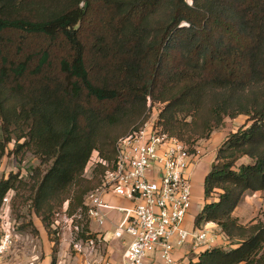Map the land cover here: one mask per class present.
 I'll return each instance as SVG.
<instances>
[{"label":"trees","instance_id":"16d2710c","mask_svg":"<svg viewBox=\"0 0 264 264\" xmlns=\"http://www.w3.org/2000/svg\"><path fill=\"white\" fill-rule=\"evenodd\" d=\"M148 97L166 103L160 120L180 140L191 126L180 114L203 112L201 138L221 114L248 116L218 149L194 218L237 247L190 264H264V224L232 215L247 191H264V0H0V159L14 140L50 163L32 188L46 227L94 152L113 162L122 135L110 140L108 129L138 123ZM243 157L251 162L238 164ZM17 181L1 178L0 207ZM95 187L75 194L70 213H85Z\"/></svg>","mask_w":264,"mask_h":264},{"label":"built area","instance_id":"2783aa9c","mask_svg":"<svg viewBox=\"0 0 264 264\" xmlns=\"http://www.w3.org/2000/svg\"><path fill=\"white\" fill-rule=\"evenodd\" d=\"M156 119L157 114L140 121L120 137L110 165L98 160L106 169L84 197L87 219L100 228L110 212L122 214L113 235L128 237L126 249L118 262L106 264H190L201 252L230 244L216 223L194 226L192 170L198 151L167 134ZM106 196L125 198L131 205L115 206ZM8 242L10 236L1 240L0 264ZM94 244L90 239L89 246Z\"/></svg>","mask_w":264,"mask_h":264},{"label":"rangeland","instance_id":"374dc122","mask_svg":"<svg viewBox=\"0 0 264 264\" xmlns=\"http://www.w3.org/2000/svg\"><path fill=\"white\" fill-rule=\"evenodd\" d=\"M186 1L191 4V0ZM207 100L209 99H205V103L202 104L201 107L206 113L208 110L207 107L211 106V102ZM165 105L166 103L159 101L152 102V99L148 97L145 109L138 119V123L151 116L155 117L157 114L156 122H158L162 128H164L165 132L169 134L160 120V112L161 110L163 111ZM199 112L195 114L191 113L189 116L180 114L177 118L184 122V124L187 123L191 125L188 128L189 130L181 132L183 136L182 141H184L190 149L195 147L197 151L199 148L200 152L203 150L210 154L209 157L204 160L206 172L209 171L212 164H215L217 151L228 138L229 134L236 132L244 125L249 126V123L246 125L248 118L246 114H221L219 125L211 129L206 138H201L195 135L200 129L201 122L204 119L203 112ZM133 125L126 124L125 126L122 125L121 128L119 126L118 128L112 127L108 129L107 135L110 140L114 138L115 141L116 135L119 137L127 134L132 129ZM23 141L24 139H21L19 143H23ZM15 148V141L12 140L6 145L5 154L0 159V180L1 178H7L10 174L18 175V181L15 184L16 188L8 191L0 207V243L1 240H4L5 236H10V242L7 243L8 248L5 252L3 262H42L46 256H49L51 261L52 257L55 256L57 264L61 254L63 257L67 255V257L70 258L74 257L75 253L82 254L85 252L86 247H90L89 240L92 238L94 240V237L89 229L90 222L83 210L77 206L74 211L70 213V203L71 205H76L77 199L75 198V194H80L84 189L88 187L93 188L100 183V179L103 175V168L101 169L99 166L101 163H99L98 160L102 158L99 152H94L92 154L84 169L82 179L68 189L65 194V198L67 199L61 204H59V199L58 201H54L52 211L50 215L47 216L46 227V225L42 223L41 217L35 214L32 207V196L34 195L32 188L36 181H39L38 175L42 176L47 171L50 163H43L30 146H23L17 149V151ZM200 152L198 151V154L201 155ZM211 162L212 164H210ZM250 162L251 160L248 157H243L238 161V164ZM36 169L39 171L36 172ZM199 179L200 177L198 180ZM19 181L21 182L19 183ZM200 188V185H198L197 188L194 183L192 213H196V210L199 207L201 208L204 204ZM87 191L88 190H86V192ZM255 193L256 192L247 191L238 204L239 209L234 213L235 208L232 213L241 225L256 224L258 222L264 224V195L258 197ZM84 195L85 191L82 195V199ZM259 198H262V201H259ZM209 201L212 200L210 199ZM117 241L118 240L115 239L112 234L107 237V242L111 245L116 244ZM231 241L232 240L228 239L224 241L230 244L221 247V249L228 251L236 248L237 244H232ZM94 243H96V240H94ZM230 245L233 246L231 247Z\"/></svg>","mask_w":264,"mask_h":264},{"label":"crops","instance_id":"0c3cea01","mask_svg":"<svg viewBox=\"0 0 264 264\" xmlns=\"http://www.w3.org/2000/svg\"><path fill=\"white\" fill-rule=\"evenodd\" d=\"M198 151L200 152L199 148ZM200 153L201 155L197 153L199 157V161L192 170V184H193V188H194V183L196 184L197 188L198 185H200L201 187L200 190L203 196V180H204V176L208 172V171L205 172L204 160L208 158L210 154L207 153L206 151L204 152L203 150ZM210 164H212V162ZM199 177L200 179L198 180ZM255 195L260 197V195H264V191H258L255 193ZM106 200L110 204H113L118 207H129L131 205V202L129 200L121 197L106 196ZM260 200L262 201V198H259V201ZM200 209L201 208L199 207L196 210L197 211L196 213L191 212L192 220H194L196 214L200 211ZM238 209L239 206L236 207L234 213H236ZM121 217L122 214L118 211L110 212L109 219L105 222V224L101 228L98 227L96 223L90 222L89 229L91 233H93L92 236L94 237V240H96V243L93 246H90L89 248L86 247L85 252H83L82 254L75 253L74 257L71 258L67 257V255L63 257V255L61 254L57 264H106V263L118 262L124 250L126 249V245L128 242L127 236H124L123 238H116L113 235V230L115 228V225L120 221ZM110 234H112V236L118 240L114 245H111L110 243L107 242V237ZM49 263H50L49 256L48 257L46 256L42 262H33V261L4 262V264H49Z\"/></svg>","mask_w":264,"mask_h":264},{"label":"water","instance_id":"95a60500","mask_svg":"<svg viewBox=\"0 0 264 264\" xmlns=\"http://www.w3.org/2000/svg\"><path fill=\"white\" fill-rule=\"evenodd\" d=\"M213 167V164L211 165V168Z\"/></svg>","mask_w":264,"mask_h":264}]
</instances>
